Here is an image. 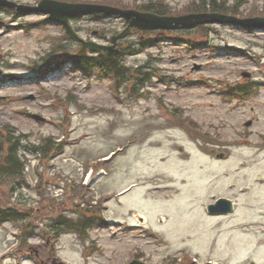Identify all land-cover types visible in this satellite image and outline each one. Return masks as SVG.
Returning a JSON list of instances; mask_svg holds the SVG:
<instances>
[{"label": "rangeland", "instance_id": "1", "mask_svg": "<svg viewBox=\"0 0 264 264\" xmlns=\"http://www.w3.org/2000/svg\"><path fill=\"white\" fill-rule=\"evenodd\" d=\"M13 1L35 5L40 0ZM76 1L137 10L164 7L172 16L193 13L198 6L214 2L236 11L238 18H264V0ZM191 3L193 8L186 10ZM17 14L0 9V69L6 80L0 85V139L6 129L14 141L22 135L25 147L38 145L44 138L63 141L65 153L51 162L58 171H52L54 182L80 180L88 164L102 167L108 175L98 183L96 199L113 197L135 182L139 186H132L119 202L106 203L109 211L103 216L113 225L91 230L88 244L93 252H86L75 236H64L55 244L57 257L68 264H121L140 249L152 258L151 263H160L182 250H197L202 262L228 259L227 263L237 264L253 251L252 259L264 262V233L260 232L264 231V147L258 149L264 144V31L219 25H212L215 30L209 34L206 28L176 31L175 35L188 39L191 46L171 40L139 54L128 52L130 48L140 49L142 37L152 35H130L120 43L123 65L132 74L138 69L140 73L149 71L148 83L143 78L136 84L140 90L136 97L132 95L139 91L129 94L133 84L116 91L110 78L87 76L67 61L61 62L62 57L81 48L65 38L62 25L51 23L44 15ZM71 23L83 39L101 44H110L111 37L125 28L115 18L84 17ZM45 57L51 65L48 72H41L46 68L42 62ZM243 73L251 76L244 78ZM127 78L130 76L120 77ZM239 85L257 87L256 94L229 100L222 90ZM248 121H253L250 127L246 126ZM204 134L217 136L218 146L209 145ZM113 151L115 155L108 157ZM218 153H226V159L216 158ZM23 157L31 162V171L36 158ZM240 162L253 163L254 170L243 171L250 174L243 176L246 180L242 182L253 184L254 189L241 196L235 216L208 219L201 204L206 208L213 201L210 194L218 191L206 183L215 178L212 174L216 168L220 185V178L223 182L227 172H234L227 168H235ZM7 180L0 177L1 209H39L35 199L40 198L26 187L17 190L13 199ZM46 191L45 199L52 197ZM52 193L60 192L53 188ZM218 193L224 194L223 190ZM18 197L19 201L15 199ZM47 208L44 214H36L39 222L60 213ZM138 215L147 216L148 225L154 224L163 239L146 234L142 228L127 232L126 222L135 223ZM160 218L164 221L155 225ZM118 221L124 224L118 225ZM252 222L257 224V236L239 227L240 223ZM15 233L18 231L11 224L0 228V264H36L27 259L29 246L23 247L21 258L19 249L11 255V234ZM229 242L233 243L231 251L227 250L232 249ZM31 243L39 245L41 240L32 238ZM211 248H216L214 256L209 254Z\"/></svg>", "mask_w": 264, "mask_h": 264}, {"label": "water", "instance_id": "2", "mask_svg": "<svg viewBox=\"0 0 264 264\" xmlns=\"http://www.w3.org/2000/svg\"><path fill=\"white\" fill-rule=\"evenodd\" d=\"M0 6H16L13 3L5 0H0ZM24 12H47L51 15V18L60 22H63L67 27L70 35L79 40L77 35L71 29L68 19L71 17L83 16L85 14L93 13H105L107 15H120L124 17L129 23L128 31L113 38V42L116 43L117 39L126 36L129 33L130 27L135 26L140 29H177V28H192L198 24L206 23H234L243 25L246 27H260L264 28V18L238 20L228 16H221L216 14H197L189 15L185 17H160L152 13H141L138 11H124L118 8L103 7L98 5H87V4H70L60 3L57 1L44 0L39 7L27 8L19 7ZM90 47L92 51L101 52L103 49L112 50L109 47H103L98 44L88 43L84 44L85 48ZM223 202V201H222ZM214 209V207H213ZM64 264V263H59Z\"/></svg>", "mask_w": 264, "mask_h": 264}, {"label": "trees", "instance_id": "3", "mask_svg": "<svg viewBox=\"0 0 264 264\" xmlns=\"http://www.w3.org/2000/svg\"><path fill=\"white\" fill-rule=\"evenodd\" d=\"M193 6L187 7L186 10L192 9ZM213 11L215 12H228L229 9L225 7H219L218 5H212ZM156 7L154 10L157 13L164 14V12H160L157 10ZM206 10L205 5L198 6L196 9H194L195 12L204 11ZM118 60L116 58L111 57H92V58H85L82 60L77 61V64L79 67H81L84 71H87L89 69L91 70H101L102 72H111L115 75H118L119 73H123V69L118 66ZM90 70V71H91ZM22 140V136L16 139V142H12L10 138H8V141L6 143L0 144V174L2 173V169H7L9 174H19V181H24V162L22 161L19 152L21 145L20 142ZM56 144L49 139L45 140L44 143L40 147L35 148L36 152L42 153L44 156V159L50 157V154H53L56 150ZM61 148L59 147L58 150ZM44 195H42V204L44 205ZM50 205H45L43 208H47L48 206H54L57 207V205L54 203V201L51 200ZM61 204V203H60ZM59 204V205H60ZM63 210H66L64 208ZM28 216H32L30 213H28ZM88 213L92 212L91 210H87ZM10 212L5 213V217H10L8 215ZM78 217H68L64 213H61L57 218L53 219V222L48 225L49 233L54 234V237L58 238L62 233L66 231H77L79 233H84L86 229H88L91 224L96 220V218H88V213L85 211H77ZM26 214V215H27ZM1 216V214H0ZM101 219H98L97 222H101ZM30 226H32V223H30Z\"/></svg>", "mask_w": 264, "mask_h": 264}, {"label": "flooded vegetation", "instance_id": "4", "mask_svg": "<svg viewBox=\"0 0 264 264\" xmlns=\"http://www.w3.org/2000/svg\"><path fill=\"white\" fill-rule=\"evenodd\" d=\"M141 259H143L145 262L149 263V260L148 259L143 258V257Z\"/></svg>", "mask_w": 264, "mask_h": 264}]
</instances>
